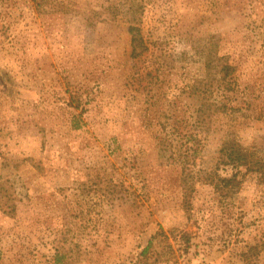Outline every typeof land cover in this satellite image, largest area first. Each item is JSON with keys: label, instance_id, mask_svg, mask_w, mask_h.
<instances>
[{"label": "rangeland", "instance_id": "rangeland-1", "mask_svg": "<svg viewBox=\"0 0 264 264\" xmlns=\"http://www.w3.org/2000/svg\"><path fill=\"white\" fill-rule=\"evenodd\" d=\"M223 56L193 141L186 86ZM235 139L264 163V0H0V264H264V167L217 166Z\"/></svg>", "mask_w": 264, "mask_h": 264}, {"label": "trees", "instance_id": "trees-1", "mask_svg": "<svg viewBox=\"0 0 264 264\" xmlns=\"http://www.w3.org/2000/svg\"><path fill=\"white\" fill-rule=\"evenodd\" d=\"M137 31L138 29H136V27H130V32L133 35L132 54L135 58L139 57L141 54L138 50L144 43ZM236 72L237 66L234 65L233 62H230V58L228 56L216 57L214 59L208 58L205 63V74L201 76H194L190 79L192 81L187 84L186 89L189 93V97H193L195 100V103L191 107L193 110L190 115V119L193 120V126L197 128V135L191 138V140L195 141L199 134L205 136L206 138V136H208L211 132V126L217 113L223 109L221 106H218L217 101L212 99L211 90L213 86L218 89L228 86L235 78ZM174 133L175 130L172 135ZM167 142V138L164 137L161 139L162 150L164 151H167L171 146V144ZM192 152L195 151L192 149V151H187L185 155L181 156L183 160L182 168L184 176L186 173L185 179H195L194 171L191 167ZM221 165L225 167L231 166L234 168H258L259 170H262L264 167V163L256 160L255 154L244 148L236 139L224 141L222 143L217 161V166Z\"/></svg>", "mask_w": 264, "mask_h": 264}]
</instances>
